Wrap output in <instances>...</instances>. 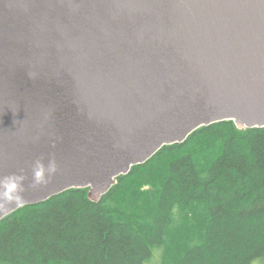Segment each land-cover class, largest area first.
Returning <instances> with one entry per match:
<instances>
[{
    "label": "water",
    "instance_id": "95a60500",
    "mask_svg": "<svg viewBox=\"0 0 264 264\" xmlns=\"http://www.w3.org/2000/svg\"><path fill=\"white\" fill-rule=\"evenodd\" d=\"M224 120L264 127V0H0V175L58 165L25 205Z\"/></svg>",
    "mask_w": 264,
    "mask_h": 264
},
{
    "label": "trees",
    "instance_id": "16d2710c",
    "mask_svg": "<svg viewBox=\"0 0 264 264\" xmlns=\"http://www.w3.org/2000/svg\"><path fill=\"white\" fill-rule=\"evenodd\" d=\"M0 220V264L264 261V127L202 126L117 177Z\"/></svg>",
    "mask_w": 264,
    "mask_h": 264
},
{
    "label": "clouds",
    "instance_id": "9594fccd",
    "mask_svg": "<svg viewBox=\"0 0 264 264\" xmlns=\"http://www.w3.org/2000/svg\"><path fill=\"white\" fill-rule=\"evenodd\" d=\"M30 171V178L23 169L0 175V213L7 214L13 208L24 207V193L28 189H37L49 184L58 171V165L54 158L48 159L47 163L43 158H37L32 162Z\"/></svg>",
    "mask_w": 264,
    "mask_h": 264
},
{
    "label": "rangeland",
    "instance_id": "374dc122",
    "mask_svg": "<svg viewBox=\"0 0 264 264\" xmlns=\"http://www.w3.org/2000/svg\"><path fill=\"white\" fill-rule=\"evenodd\" d=\"M252 264H264V261L262 258H257L254 261H252Z\"/></svg>",
    "mask_w": 264,
    "mask_h": 264
}]
</instances>
